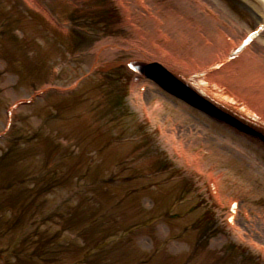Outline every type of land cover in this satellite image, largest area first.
<instances>
[{
    "label": "rangeland",
    "instance_id": "rangeland-1",
    "mask_svg": "<svg viewBox=\"0 0 264 264\" xmlns=\"http://www.w3.org/2000/svg\"><path fill=\"white\" fill-rule=\"evenodd\" d=\"M146 1L0 0V264H264V178L241 158L206 154L201 141L191 151L200 161L184 156L167 136L185 119L204 142L255 145L167 90L163 75L148 70L133 88L126 67L139 59L131 48L146 66L205 64L224 53L217 35L230 42L229 27L255 28L264 6L205 0L206 23L178 0ZM102 9L112 11L109 28L94 15ZM255 152L264 162V149ZM211 171L222 173L217 193ZM232 200L242 233L227 222ZM198 220L215 232L202 244Z\"/></svg>",
    "mask_w": 264,
    "mask_h": 264
},
{
    "label": "bare ground",
    "instance_id": "bare-ground-1",
    "mask_svg": "<svg viewBox=\"0 0 264 264\" xmlns=\"http://www.w3.org/2000/svg\"><path fill=\"white\" fill-rule=\"evenodd\" d=\"M178 1H180L183 5L185 14L189 13L193 17L197 16L203 22L211 23L212 18H210V14H207L208 3L205 0H200L198 3L196 2L197 4H194V7L192 9L189 8L191 3L190 0ZM259 2H262V5L264 6V0H259ZM145 5L148 7V2L146 0ZM140 7L144 9L147 8L142 6ZM130 11L131 10L129 8L125 7L124 13L131 14ZM146 16V20L148 22L156 25V23L154 22L156 16H154V14L148 12ZM149 16L150 19L148 18ZM260 16L261 19H264V15ZM178 17L180 22L183 21L180 13L178 14ZM260 24L264 26V21H258V24L256 26L258 27V25ZM165 26H169L168 23L165 24ZM228 29L230 32V36L232 37V40L230 42H228V40H230L229 35L226 37L224 36V40L218 35V39H215V42L218 43V47L220 49L222 48L224 50V53L221 54V56H218V58H215V55L211 54L213 58L205 64H196L195 67L190 66L187 68H185L187 64L185 65L182 63L181 67H176L174 65L172 67L169 66L166 68L161 66V63H159L160 65L158 63H149L146 66L145 63L139 62V60L143 62L142 60L144 59H140L142 56H144L140 53L142 52V50H140V48H131L134 52H138L137 58L139 59L130 60L132 70L129 68L128 70L131 72V74L134 75V77H136L137 82H133V88L138 86V82L142 81L141 79L144 78V75L148 72V70L151 75L154 76V78L163 75L162 78L164 80L161 78L160 80L166 83L165 87L167 90L174 93L177 97L184 99L186 98L189 104H191L195 108H200L206 115L209 114L214 118L217 117V119H220L223 124L228 129H230V131H232L235 135H238V137H242L245 140V143L251 144L252 146L255 145L254 147H246L242 143L231 140L230 137L228 138V136L225 140L215 139L214 142H212L211 140H205L206 142H204L203 139L201 140V136H197L200 126H198V124L196 123L191 124L188 120L182 119V121H177V127L179 128H176L175 132H172L169 136H167L169 147H173L174 150L178 149L182 151V154L184 156L186 155L187 157H189L190 155L192 159L200 161L202 159V155L197 152L194 153V151H191L193 148H197V146H199L200 148L201 141V143L205 145L204 150L206 154L218 157L223 156L228 159L241 158L248 162L250 173L253 172L256 176H262L264 178V162H262L260 156L255 152L256 149L258 150L260 147L264 149V142L260 139L259 136L255 137L251 135V133L247 134L236 130L238 126L243 124L247 130L248 128H251L254 131L260 132L264 135V48L262 49V47L264 46V31H262V33L259 32L255 37H249L248 35L252 33L254 28H244L241 33H237L230 27ZM257 31L260 30L257 29ZM224 34L226 33L224 32L223 35ZM182 37L184 38V36ZM246 37H249V43L247 47L240 46L244 42ZM203 44H205L203 48H208L209 50L208 45H211L210 41L205 40L203 41ZM255 46L258 49H261L260 54L256 55L253 58L248 54L251 50H253ZM128 49L130 48L128 47ZM198 52H200L199 48H191L189 58L191 60L194 58L195 61ZM227 55H229L234 60H222L226 58ZM219 61L224 63V66L219 70L208 73L206 77H203V74L201 73V75L198 74L199 71H204L210 65H213ZM194 63L195 62L191 63V65H194ZM247 64L251 67L245 70ZM235 66L238 67L237 70H240L239 72H237L236 74L226 73ZM165 71L168 76L164 74ZM208 80H210L211 83L208 82ZM137 96L139 98V94ZM240 107H242V112H240L241 110H239ZM156 108L158 110H162V102H160L156 106ZM153 111L154 109L150 110L149 117L154 120V115L152 114ZM224 118L229 121L227 122ZM183 139H185L187 143H183ZM189 152H191V154H189ZM221 174L222 173H216L215 171H211L208 173V182L211 184L213 183V189L216 193L218 191L217 181L219 183ZM232 201H230L229 205L232 203ZM229 216H232L233 218V216H236V213H229ZM231 222L232 223H229V227H232L233 229L238 231V233H242L241 229L237 226L234 219ZM259 249L261 251H264V246H260Z\"/></svg>",
    "mask_w": 264,
    "mask_h": 264
},
{
    "label": "trees",
    "instance_id": "trees-1",
    "mask_svg": "<svg viewBox=\"0 0 264 264\" xmlns=\"http://www.w3.org/2000/svg\"><path fill=\"white\" fill-rule=\"evenodd\" d=\"M110 13V10H109V12H108V10L106 9V10H99V11H96L95 13H94V15L96 16V15H98V17H99V19L101 20V22L103 23V24H105L106 26H105V28H109L113 23V15L111 14L112 13V11H111V13ZM115 15V14H114ZM111 22V23H110ZM185 191H182L181 192V194H183ZM201 220V219H200ZM200 220H198L196 223H194V225H193V227L195 228V226H197V227H200L201 226V221ZM198 224V225H197ZM196 227V228H197ZM201 228V230H200V235H199V237L197 238V243L198 244H202L203 243V241L201 240V238L202 239H205V238H207L208 236H210V235H214V233L215 232H213V231H208V229L210 228V226L208 225V224H205V227H200ZM200 242H202V243H200ZM206 242V241H205Z\"/></svg>",
    "mask_w": 264,
    "mask_h": 264
},
{
    "label": "water",
    "instance_id": "water-1",
    "mask_svg": "<svg viewBox=\"0 0 264 264\" xmlns=\"http://www.w3.org/2000/svg\"><path fill=\"white\" fill-rule=\"evenodd\" d=\"M186 99V98H185ZM187 100V99H186Z\"/></svg>",
    "mask_w": 264,
    "mask_h": 264
}]
</instances>
